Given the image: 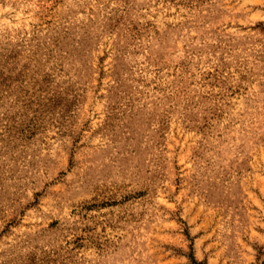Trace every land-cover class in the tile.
I'll return each mask as SVG.
<instances>
[{"label":"rangeland","instance_id":"1","mask_svg":"<svg viewBox=\"0 0 264 264\" xmlns=\"http://www.w3.org/2000/svg\"><path fill=\"white\" fill-rule=\"evenodd\" d=\"M0 264H264V0H0Z\"/></svg>","mask_w":264,"mask_h":264}]
</instances>
